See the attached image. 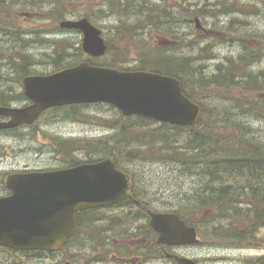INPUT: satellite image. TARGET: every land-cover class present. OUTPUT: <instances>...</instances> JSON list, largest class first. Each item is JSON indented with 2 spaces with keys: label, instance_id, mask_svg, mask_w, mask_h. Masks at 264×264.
<instances>
[{
  "label": "rangeland",
  "instance_id": "374dc122",
  "mask_svg": "<svg viewBox=\"0 0 264 264\" xmlns=\"http://www.w3.org/2000/svg\"><path fill=\"white\" fill-rule=\"evenodd\" d=\"M65 1L64 6L67 11L64 13L63 19H75L81 18L80 16L89 15L95 25L102 30L106 41L108 43L111 42V44L117 43L114 34H116V29L121 27V20H127L126 17H123L122 13L130 12L129 14H131L127 20L129 23L124 24V27L131 24L137 27L136 30L139 31L141 30L139 25L151 24L149 20H152V18L150 15L147 16L149 12L147 9L155 6L158 9L156 12L161 14V19L160 15L153 17V19L158 22L160 21L162 26L157 24L159 29L155 28V30L145 34V36L139 37L137 35L136 42L142 39L138 45L148 43L152 49L153 46L158 48L170 46L172 47L171 52H175V49L178 48L177 54L190 58V67H195L199 64L203 65L204 77H209L210 74L215 73L216 65L221 62L225 64L227 57L238 58L241 42L246 40L251 34L258 36L264 33V0H183L181 6H179L178 1L182 0ZM146 3H148V8ZM55 4V1L52 0H10V5L7 8L9 12L2 15V17H7L9 13L14 15L11 21L12 25L6 32V35H4L10 41L7 39V42H3L2 44L6 47L16 44L17 48L7 53H17L18 49H20L19 43L14 36L16 33L20 35L26 33L24 34L26 38L33 39L31 45L24 52L33 56V60L36 61H47L45 54L53 55L54 47L43 39L71 41L75 47L72 46L70 52L75 51L76 46H79L78 43L82 42V34L80 32L56 30V27L59 26L60 18L57 19V15L53 13ZM117 7L119 10L117 13L109 14L110 9L116 10ZM237 7L246 9L247 13L243 14V9L235 11ZM185 8L196 10L197 12H199L198 9L200 8L201 10L203 8L213 9V13L210 15L195 16L199 17L202 26L213 32L202 33L201 30H198L196 28L197 22L194 19L191 20L190 14L186 13ZM29 11L31 13L26 15ZM71 11L73 12L70 14L69 12ZM142 11L144 12L142 13L141 20L138 17H134L137 12L140 13ZM174 18L175 20H173ZM231 21L233 25L229 28ZM171 32L174 35L167 34ZM239 36L242 39H239ZM131 45L132 43H129L128 47H131ZM203 48H207L208 51L203 52ZM132 52H136V45L133 46ZM201 55L208 56V58H204ZM107 60L110 61L109 58L104 56L97 59V62L104 63ZM135 64V62L129 63L128 67ZM51 65L36 64L33 70L37 71V73H51L54 71ZM11 68L13 67L6 68L5 70L8 76L10 75ZM253 68L264 69V61L260 64H254ZM186 81L189 92L193 93L196 90L199 96L193 94L202 104V107L206 108V113L202 116L203 122L201 126L203 127L204 124L208 125L206 132L210 134L212 139H217V144L206 146L205 144L198 145L196 143V149H194L188 131L184 133L182 139L176 142L168 138L166 131L154 130L153 128H156L159 123L153 122V124L143 127L136 125L134 129H140V133H137V136H140V138L136 137L128 146L116 145V148L123 147L125 156L124 159H121L120 165L130 175L132 184L136 189V196L144 202L154 198L157 208L166 206V203L174 204V202L180 199L182 193L183 197H185V201L183 200L185 206L195 201L198 202L197 198L191 197L190 193L195 195V191H198L194 188L195 185L191 181H196V179L201 182L207 180L205 179L206 174L203 172V167L208 163L206 158L213 163L214 160L212 159L216 157V153L230 154L235 152V137L233 138L234 140L227 138L231 132L241 133L245 138H252L251 140L255 141L254 143L259 142L264 146V121L256 120L254 117H242L243 121L240 123L243 124L245 129L240 127L237 130V127H239V123L237 122L238 116L237 113H232V110L233 108H242L243 104H239V101L235 100L234 95L236 91L234 89L215 87L202 90L200 74L199 78L192 76L188 80L186 79ZM8 87L17 90V92L22 89L18 81L14 82L12 79L9 82H0V88ZM249 96L256 98L255 94H246V97ZM259 101L264 103V91L261 92ZM21 104L23 102L15 103V105ZM118 115L117 109H113L110 105L103 103L77 106L75 109L52 110L40 119L37 128L43 127L46 132L43 131L36 134L37 139L34 142L26 139L19 141L2 137L0 139V189L2 187L1 179L3 173L9 172L12 169H22L25 165L31 168L62 167L66 165L61 152L57 154L61 158L60 162L50 159L53 157L52 150L50 151L51 147L46 148L42 144L44 141H51L50 139L53 134L59 136L60 139L103 138L114 134L115 130L110 129L107 124H110V121L117 118ZM49 118H55V120L46 124L45 121ZM142 132L149 133L144 140L141 137ZM167 132L170 133V130L167 129ZM186 139L189 141V145L186 143ZM124 146H127V148H124ZM179 146H181L180 152L167 154L166 156L168 157L164 161L160 159L153 160V158L147 161L134 158L135 161H133L127 155V149L133 150L134 148H139L141 150H149L150 153L163 157L165 156L164 152L168 153L171 151V147ZM183 148H188V150L185 151ZM41 150H44V153L42 156H39L38 153ZM180 153L189 155V159H186L184 162L185 168L181 172L178 171L180 170L178 166L181 163L174 160L184 158V155L180 156ZM75 154H79L81 158L86 157L84 151L80 153L76 152ZM189 174L191 176H188ZM233 180V183L228 180L227 185L230 186L229 189H232L236 185L246 186L241 178H234ZM201 195L203 197L204 192H201ZM116 212L107 210L108 216H113V219H106L104 222L99 223L102 226L107 223L113 224V227H122L120 231L114 232L103 230L105 231L103 236L113 234L110 238L102 239L100 243L99 241L92 243L90 238L87 240L85 237L81 240L77 239L67 251L55 256L45 257L44 263L39 264H60V259L63 260L73 255H79L77 258H81L80 261L85 260L87 263L92 262V264H97L94 258L105 252H107L109 260L99 264H117L115 263L116 258L112 254L118 252L125 245L124 239L127 237V233H134L139 230L138 225L140 221L138 224H131L129 226L126 225L127 220H129L127 218L126 222L122 224L121 217L124 214H121L120 208H117ZM215 216L217 215L211 209H207L206 211L201 210L188 216V220L194 223L201 233V243L196 247H192L190 251L200 261L202 260L203 264H241L242 261L256 260L264 256V242L261 243L262 246L259 249L227 248L226 246L232 245L225 244L227 242L220 239L216 235V231H214V229H221L218 225L219 221L215 219ZM111 220H113V223ZM259 233L264 238V228ZM31 259L30 257H23L21 254L7 255L0 251V264H37ZM79 264L84 263L80 262Z\"/></svg>",
  "mask_w": 264,
  "mask_h": 264
},
{
  "label": "trees",
  "instance_id": "16d2710c",
  "mask_svg": "<svg viewBox=\"0 0 264 264\" xmlns=\"http://www.w3.org/2000/svg\"><path fill=\"white\" fill-rule=\"evenodd\" d=\"M55 1V6L53 8V13L57 15V19H63L64 13H66L65 0H52ZM146 2V1H144ZM182 1H178L179 6L182 5ZM118 3V2H117ZM145 4V3H144ZM10 5V0H0V82L11 81L19 83L22 87V78L26 75L35 74L37 71L33 70L34 65L42 64H52L53 70L63 69L72 65H76L79 62L86 61L92 65H101L111 68H117L120 70H147L154 71L158 73H163L166 75H171L178 78L182 85V90L189 98L202 104L198 101L195 95L199 96L198 92L195 90L193 93L189 92L187 81L190 77L196 76L201 80L202 90L205 88H215V87H224L227 89H234L235 100L239 101V104H243L242 108H233L232 113H237L240 127H243L242 117L256 118V120L264 121V103L259 101V96L261 97V92L264 91V69L263 68H253L254 64H260L264 61V33L261 35L251 34L246 40L241 42V50L238 54V58L227 57L226 63H218L216 65V72L209 75V77L203 76V65H196L195 67H190V58H186L184 55H179L176 52L178 48L175 49V52H171L172 47L163 46L156 47L150 46L148 43H142L138 45L142 39H139L136 42V36H145V34L152 32L153 30L159 29L157 24L162 26L160 21H156L153 17H158L161 14L157 13L158 10L155 6L148 8V3H146L147 10L149 11L147 16H151L152 20H149L148 25H139L141 30H136L137 27L134 25L124 27V24L129 23L127 20L131 16L127 13H122L123 17L127 20L122 19L121 24L118 29H116V34L114 38L117 40V43L111 44L107 42V52L105 57L109 58L110 61H105L104 63L97 62L98 58L91 57L87 55L81 43H78L79 46H76L75 51L70 52L71 47H75L73 42L66 41L63 39L50 40L43 39L49 43L53 49V55L45 54L47 61L44 60H33V56L25 53L29 44L33 42V39L26 38L24 34L16 33V41L19 43L17 53H7L10 50H15L17 48L16 44L11 45V47H6L3 45V42H7L6 32L12 25V19L14 15L10 14L6 17L2 15L9 12L7 9ZM236 7V6H235ZM153 8V11H152ZM186 9V13L190 14L191 20L195 19V16L201 15H210L213 13V9L203 8V10L198 9L191 10ZM243 8L237 7L235 11H241ZM118 7L116 10L110 9L109 14L117 13ZM141 11V10H140ZM151 11V12H150ZM73 11L69 12L70 14ZM133 12V11H132ZM142 12H137L136 16L141 20ZM198 13V14H197ZM243 14L247 13L246 9H243ZM91 18L89 15H87ZM163 19V18H162ZM59 20V21H60ZM175 20V18L173 19ZM190 20V22H191ZM233 25L232 21L230 22L229 28ZM131 27V28H130ZM150 27V28H149ZM153 27V28H152ZM56 30H60V27L57 26ZM169 35H174L172 32L167 33ZM241 36H239V39ZM9 40V39H8ZM10 41V40H9ZM250 43H248V42ZM23 42V43H22ZM132 43L131 47H128V44ZM136 45V54L133 53V46ZM173 47H175L173 45ZM167 50V51H166ZM203 52H207V48L202 49ZM171 52V53H170ZM208 58V56H203ZM104 57V56H103ZM200 58V56H199ZM136 63L134 66H129V63ZM11 68L10 75L8 76L5 73L6 68ZM12 89V88H11ZM8 88H0V105L10 106L16 101H21L26 99L24 91L21 89L11 90ZM246 94L254 95L255 97H246ZM263 97V96H262ZM78 105L65 106L60 108H71L75 109ZM116 109V108H113ZM118 117L112 119L110 124H107L110 129L115 130L114 134H110L103 138H77V139H63L59 140V150L64 156V165L65 167L76 165L80 162H94L98 161L106 156L114 155L117 160V167L128 173L125 168L121 167V159H124L125 153L123 152V147L116 148V145H129L131 141L135 140L137 133H140V129L135 130L134 127L137 125L139 127L148 126L156 122L150 118H144L140 116H124L120 111H118ZM206 113V108H203V114ZM201 116L199 122L196 125L192 126H183V125H173L165 122L158 124L154 130L166 131L168 138L173 139L178 142L179 139H182V136L185 132L188 131L190 136V141L192 147L196 149V143L198 145H212L217 144V139H212L210 134L206 132L208 125L204 124L202 127L203 117ZM227 119V118H226ZM167 129L170 130V133L167 132ZM245 129V127H243ZM148 132V131H147ZM142 132L141 137L144 140L149 133ZM152 136V134H151ZM247 136V135H246ZM235 137V140L233 139ZM248 137V136H247ZM150 138V137H149ZM227 138L234 140L236 142L235 152L230 154H221L216 153V157L213 158V163H211L208 158H206L208 163L203 167V172L206 174V181H202L204 184V196L202 197L201 192L195 191V195L191 194V197L197 198L196 202L188 204L185 206V197L183 194L181 198L174 202V206L170 203H167V208L169 206L172 210H175L181 217L188 220V216H191L192 213L206 211L211 209L215 212L219 227L222 229H214L216 235L226 241L225 244L232 245L231 247H244V246H255L260 245L264 242V238L260 235L259 231L264 228V146L262 143L251 140L252 138H245L241 133L231 132ZM111 142V143H110ZM115 142V143H114ZM186 139V143H188ZM108 143H110L108 145ZM185 145V144H184ZM189 145V143H188ZM230 145V144H228ZM124 146V148H127ZM180 147H171V151L166 153L164 152L163 157L158 156V154L150 153L149 150H141L139 148H134L133 150L127 149V155L130 157V160L135 161L136 159L141 160H161L164 161L167 159L166 156L169 153L180 152ZM185 147V146H182ZM188 150V148H183ZM84 151L86 154L85 158H81L79 154ZM104 155V156H102ZM163 155V154H162ZM184 155L183 159H174L181 163L179 165V172H181L185 166L184 162L186 159H189V155L185 153H180V156ZM101 156V157H99ZM98 157V158H97ZM180 158V157H179ZM226 174V175H224ZM231 177V179H229ZM245 177V179H251L247 195H250V200L243 201L239 200V197L245 194V189L233 186V190L229 191L228 180L234 182V178ZM226 179V180H223ZM244 187V186H243ZM198 196L200 198H198ZM184 200V201H183ZM141 205L142 208H138L137 213H130L125 217L129 218V222L126 225L131 226L132 223L137 222L141 218V223L145 226H141L139 230L143 229L144 231H149V225L144 220V216L149 217V214H146L144 211L146 208H150V201H143ZM155 199L153 198V202ZM155 206L153 205V208ZM179 207V209H178ZM136 208L130 206L129 210ZM124 217V215L122 216ZM126 218V219H127ZM106 219H113V216L106 214L103 209L93 208L85 211H81L77 214V228L75 235L65 244L61 249V253L70 249L71 244L77 239H91L92 243L98 242L102 239L110 238V234L103 236L105 231L110 230L105 227H112L113 224H107L102 226L100 222H104ZM131 219V220H130ZM123 218H121L122 222ZM134 221V222H133ZM189 221V220H188ZM113 223V220H111ZM190 222V221H189ZM99 224V225H98ZM191 224V223H190ZM102 229V231H101ZM114 232V231H113ZM102 258V257H101ZM100 258V259H101Z\"/></svg>",
  "mask_w": 264,
  "mask_h": 264
},
{
  "label": "water",
  "instance_id": "95a60500",
  "mask_svg": "<svg viewBox=\"0 0 264 264\" xmlns=\"http://www.w3.org/2000/svg\"><path fill=\"white\" fill-rule=\"evenodd\" d=\"M200 27L199 19H196ZM60 26L82 32V47L94 57L107 45L102 31L83 17L64 19ZM24 92L31 101L23 107L0 106V129L33 123L45 109L77 103L107 102L124 115H141L174 125H195L202 108L182 92L180 81L150 71H121L81 62L50 74L27 75ZM12 190L0 198V245L13 249L59 250L74 234L76 213L132 198L128 176L116 167L115 157L86 162L55 171L9 175ZM150 224L159 242L193 244L195 227H188L176 213L153 212ZM180 264H196L178 258ZM66 264H70L67 262Z\"/></svg>",
  "mask_w": 264,
  "mask_h": 264
},
{
  "label": "flooded vegetation",
  "instance_id": "af4514ba",
  "mask_svg": "<svg viewBox=\"0 0 264 264\" xmlns=\"http://www.w3.org/2000/svg\"><path fill=\"white\" fill-rule=\"evenodd\" d=\"M31 13V12H30ZM201 32L204 33V29H201ZM56 108H50L49 110H47V112H50V110H55ZM45 116L44 112L41 115V117L39 118L38 121H36L33 124L30 125H21L18 127H13V128H9V129H4V130H0V139L6 138V139H10V140H29L30 142H34L37 139V135L40 132H43L46 130L43 127L37 128L39 126V121L40 119ZM10 119V117L8 116H0V121H8ZM53 120H55V118H49L46 122V124L52 122ZM35 132V133H34ZM51 141H44L42 142V144L45 145V147H51L50 151L51 153H53V157L50 159H54L55 161L60 162L61 158L59 155H57L59 152V147H60V137L57 136L56 134H53L51 139ZM28 142V141H27ZM44 153V150H41L38 154L39 156H42V154ZM58 167H43V168H31L28 165H25L22 169H12L9 172H4L3 173V178H2V187L0 189V197H4V196H8L11 194V190L8 189L7 187L4 186L3 183V179L7 174L10 173H15V172H28V171H46V170H53V169H57ZM264 173V171H263ZM226 175V174H224ZM242 181L245 182L246 186H239L240 188H244L245 189V194L239 197V200H241V202L243 201H248L250 200V195H247V191L249 189V183L252 182L251 179H245V177H241ZM226 180V179H223ZM248 180V181H246ZM133 187V186H132ZM196 189L199 192H204L205 187L204 184H198V186H195ZM237 187V186H235ZM133 189V188H132ZM232 189H229V191H232ZM249 192V191H248ZM135 194V189H133V195ZM198 198H200L198 196ZM140 199V198H139ZM156 202V201H155ZM200 203V201H198ZM142 201H134V200H128V201H122L118 204L115 205H109L105 208H103L104 210H109L111 212H116L117 208H120L121 214H124L123 218V222H121L122 224H124L126 222V215H129L130 213H137V210L139 208H142ZM150 204V208H146L145 209V213L149 214V217L144 216V220L147 222V224L149 225V231H144L143 229L141 230H137L134 233H127V237L124 239L125 241V245L122 246V248L116 252L113 253L112 256H114V258H116L115 263L117 264H180L178 258H182V257H186L189 258L191 260H193L196 264H203L202 260L200 261L197 257H195V255L190 251V249L192 247H196L198 246L199 241L197 242L196 245L193 246H189V245H175V244H168V243H161L159 242V233H157L154 228L151 226L150 224V217H151V213H153V200H151ZM135 207L132 210H129V207ZM166 206H162V207H155L154 211H165V212H172V211H167ZM118 213V212H116ZM174 213V212H173ZM180 219H183L185 221L186 224H188L189 226L191 224H189V221L183 217H181L179 215ZM131 220V219H130ZM140 221V223H139ZM129 222V220H127L126 224ZM134 222V221H133ZM139 223V228H142L141 226H145L144 224L141 223V218L137 221L132 223V225L138 224ZM105 226V225H104ZM106 229H111L113 231H120L122 229V227H106ZM197 231V237L199 238V232L196 228ZM113 234H110V236ZM132 244V246H131ZM251 249H259V248H251ZM0 251L1 253H5V254H21L23 257H30L32 258L31 260H34V263H44V259L45 257H50V256H55L58 254H61V251H57V252H52V251H47V250H18V249H12V248H7V247H0ZM79 255H73L72 257H68V258H64L63 260L60 259L59 263H63L66 262L67 260L70 261V263L72 264H79L80 262H83L84 264H92V262L87 263V261L85 260H81V258H77ZM102 257V258H101ZM109 256H107V252H105L104 254L99 255L98 257L94 258V260H96V263H103L104 261H108ZM101 258V259H100ZM240 264V263H239ZM241 264H264V257L261 256L258 259H256L255 261H249L246 263H241Z\"/></svg>",
  "mask_w": 264,
  "mask_h": 264
},
{
  "label": "bare ground",
  "instance_id": "6f19581e",
  "mask_svg": "<svg viewBox=\"0 0 264 264\" xmlns=\"http://www.w3.org/2000/svg\"><path fill=\"white\" fill-rule=\"evenodd\" d=\"M31 45V43L29 44V46Z\"/></svg>",
  "mask_w": 264,
  "mask_h": 264
}]
</instances>
